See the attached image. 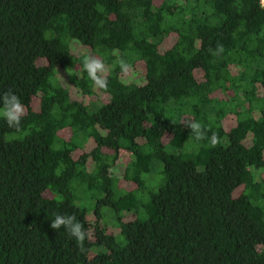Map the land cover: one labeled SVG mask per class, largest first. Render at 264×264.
Wrapping results in <instances>:
<instances>
[{
  "label": "trees",
  "instance_id": "1",
  "mask_svg": "<svg viewBox=\"0 0 264 264\" xmlns=\"http://www.w3.org/2000/svg\"><path fill=\"white\" fill-rule=\"evenodd\" d=\"M8 89L26 116L0 118V264H264L259 0H0ZM85 186L93 208L76 202ZM57 213L83 223V250Z\"/></svg>",
  "mask_w": 264,
  "mask_h": 264
},
{
  "label": "clouds",
  "instance_id": "2",
  "mask_svg": "<svg viewBox=\"0 0 264 264\" xmlns=\"http://www.w3.org/2000/svg\"><path fill=\"white\" fill-rule=\"evenodd\" d=\"M259 7L264 9V0H259ZM223 50V45L219 43L215 49H209L214 56L220 55ZM118 63L122 71H128L129 65L127 62L120 59ZM83 68L94 88L101 90H106L108 88V69L103 59L98 56L88 55L83 60ZM25 116L26 107L19 95H17L12 89L0 93V118L5 121L8 128L19 130ZM185 127L191 129V132L195 134L197 140L208 139L210 147L215 148L220 143L218 134L213 133L211 137H208L207 130L199 121L190 120ZM50 227L54 230H60L63 228L68 236L74 238L75 243H77L80 246V249L83 250L84 242L86 238H88L89 233L85 230L83 223L77 220L74 213L71 215L57 213L54 219H52Z\"/></svg>",
  "mask_w": 264,
  "mask_h": 264
},
{
  "label": "rangeland",
  "instance_id": "3",
  "mask_svg": "<svg viewBox=\"0 0 264 264\" xmlns=\"http://www.w3.org/2000/svg\"><path fill=\"white\" fill-rule=\"evenodd\" d=\"M253 171L255 173L256 180L261 181L262 180L263 169H261V170L260 169H253ZM149 176H150V179H152L155 176L158 177V174H157L156 171H154V172H152V175H147L146 177L149 178ZM147 192L148 191H146V195H147ZM98 193L99 192L97 190H90V189H88L85 186L83 189H80L77 192L78 200H76V202L79 205H88V204H90L91 206H85V207L93 208L94 205L97 202V199L100 196ZM141 194L142 193L139 192V195H141ZM109 210H110V207L109 206H103V208H102V212L104 213L105 220L108 223L109 222L114 223L113 217L111 216V213H110ZM259 248L261 249L262 246H259Z\"/></svg>",
  "mask_w": 264,
  "mask_h": 264
}]
</instances>
